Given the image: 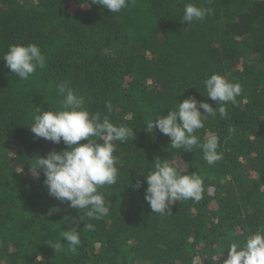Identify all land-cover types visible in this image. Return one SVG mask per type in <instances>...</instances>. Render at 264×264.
Listing matches in <instances>:
<instances>
[{"label":"trees","instance_id":"16d2710c","mask_svg":"<svg viewBox=\"0 0 264 264\" xmlns=\"http://www.w3.org/2000/svg\"><path fill=\"white\" fill-rule=\"evenodd\" d=\"M30 1L0 0V264H223L232 242L264 232V0H131L119 13L87 0ZM186 4L213 11L186 23ZM29 43L45 66L20 80L2 58L10 45ZM212 74L242 91L224 105L226 117L217 111L195 133L201 143L219 138L222 159L209 165L200 148L174 149L146 124L188 96L218 109L203 83ZM60 82L84 98L90 115L134 131L114 142L118 178L98 189L110 202L98 220L50 196L42 172L36 179L29 171L35 157L67 147L30 130L37 107L61 108ZM157 157L199 175L203 198L175 202L171 215L153 213L141 174ZM71 226L77 254L54 252L49 243Z\"/></svg>","mask_w":264,"mask_h":264},{"label":"clouds","instance_id":"9594fccd","mask_svg":"<svg viewBox=\"0 0 264 264\" xmlns=\"http://www.w3.org/2000/svg\"><path fill=\"white\" fill-rule=\"evenodd\" d=\"M87 2L99 5L108 12L119 13L129 6L131 0ZM84 4L85 0L82 6ZM212 11L211 8L186 4L182 20L186 23L202 21ZM2 60L20 80H28L38 67L45 66V56L32 43L10 45ZM203 83L206 96L220 105L218 109L188 96L179 102L175 110H169L166 116H154L155 121L152 119L146 126L148 132L155 128L168 136L174 149L192 152L194 147L200 148L204 160L211 165L222 159V155L217 152L219 138L210 134L201 143L195 133L204 127L208 117H215L217 111L221 117H226L228 113L224 105L235 104L242 89L239 83L229 82L219 74H212ZM57 92L63 97L61 108L42 111L37 107L30 130L37 138H44L54 144L62 141L67 147L60 152L51 151L45 157H35L29 171L36 179H39L42 172L50 196L62 203L67 201L70 208L85 210L88 218L98 220L107 216L110 208V202L105 200L98 189L115 184L118 178L117 159L113 155L117 145L114 142L126 143L134 137V131L126 125H114L107 115L102 116L99 112L90 115L85 108L84 98L77 95L68 82L57 84ZM105 107L109 113L112 112L110 102ZM82 140L86 143H80ZM141 175L147 184L144 199L155 214L171 215V206L175 202H199L203 198V179L195 173L188 174L186 168L173 160L157 157L152 170L147 175ZM134 187L139 189L141 181L137 180ZM57 211L59 209L54 207L47 214L50 216ZM79 219L82 221V217ZM86 227L94 229L92 224ZM60 235L65 243L61 239L49 243L54 252L77 254L81 244L77 228L71 226L61 231ZM227 252L223 264H264V232L249 234L242 245L238 241L232 242Z\"/></svg>","mask_w":264,"mask_h":264},{"label":"rangeland","instance_id":"374dc122","mask_svg":"<svg viewBox=\"0 0 264 264\" xmlns=\"http://www.w3.org/2000/svg\"><path fill=\"white\" fill-rule=\"evenodd\" d=\"M27 2H31V1H30V0H27ZM86 6H87V5H86ZM76 9H77L76 6L71 5L69 10H70L71 13H74V12L76 11Z\"/></svg>","mask_w":264,"mask_h":264}]
</instances>
